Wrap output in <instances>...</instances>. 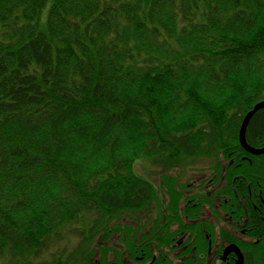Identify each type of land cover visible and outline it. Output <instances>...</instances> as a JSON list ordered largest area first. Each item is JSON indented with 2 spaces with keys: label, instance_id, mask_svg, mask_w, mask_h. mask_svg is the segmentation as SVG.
<instances>
[{
  "label": "trees",
  "instance_id": "trees-1",
  "mask_svg": "<svg viewBox=\"0 0 264 264\" xmlns=\"http://www.w3.org/2000/svg\"><path fill=\"white\" fill-rule=\"evenodd\" d=\"M262 101L264 0H0V264L150 262L189 165L264 187Z\"/></svg>",
  "mask_w": 264,
  "mask_h": 264
},
{
  "label": "flooded vegetation",
  "instance_id": "flooded-vegetation-1",
  "mask_svg": "<svg viewBox=\"0 0 264 264\" xmlns=\"http://www.w3.org/2000/svg\"><path fill=\"white\" fill-rule=\"evenodd\" d=\"M187 169L194 171H187L185 177L197 180L186 182L184 221L180 228L173 224L170 232L176 234L175 243L157 245L148 263L140 259L132 264H264V187L256 190L250 181H221V174L201 171H212L211 166ZM201 177L209 180L199 181ZM212 186L215 194L221 193L222 186L234 189L226 191L225 199L207 198ZM254 213L261 218L257 226Z\"/></svg>",
  "mask_w": 264,
  "mask_h": 264
},
{
  "label": "rangeland",
  "instance_id": "rangeland-1",
  "mask_svg": "<svg viewBox=\"0 0 264 264\" xmlns=\"http://www.w3.org/2000/svg\"><path fill=\"white\" fill-rule=\"evenodd\" d=\"M190 167H195V164L194 165H189ZM136 173L139 177L141 178H144L148 181H150L151 183H153L154 185H156L157 183H162L161 180H162V175L164 173H168L169 175L173 176V177H178L180 172L179 171H170L167 169V167L163 164V163H160V161H156V162H151L149 163V161H141L137 164L136 166ZM149 172L151 175H149ZM177 182H181L180 180H178ZM156 183V184H155ZM163 189V185L161 184L160 185ZM158 200V199H157ZM164 202L167 204L168 201L167 199L164 200ZM184 200H181L178 204H179V207H184ZM160 210V205L158 202H154L152 203V205L146 210L145 209V212H153V213H157L159 212ZM128 264H132V263H129L127 262Z\"/></svg>",
  "mask_w": 264,
  "mask_h": 264
},
{
  "label": "water",
  "instance_id": "water-1",
  "mask_svg": "<svg viewBox=\"0 0 264 264\" xmlns=\"http://www.w3.org/2000/svg\"><path fill=\"white\" fill-rule=\"evenodd\" d=\"M264 109V101L258 103L257 105H255V107L253 108V110H251L247 116L245 117L241 130H240V144L241 146L249 153L254 154V155H264V148L263 149H254L252 148L246 139V133H247V128L251 122V120L253 119V117L255 116V114Z\"/></svg>",
  "mask_w": 264,
  "mask_h": 264
}]
</instances>
